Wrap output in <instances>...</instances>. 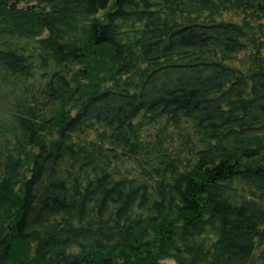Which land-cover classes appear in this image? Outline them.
Here are the masks:
<instances>
[{
  "label": "trees",
  "instance_id": "1",
  "mask_svg": "<svg viewBox=\"0 0 264 264\" xmlns=\"http://www.w3.org/2000/svg\"><path fill=\"white\" fill-rule=\"evenodd\" d=\"M0 112V264H264V0H0Z\"/></svg>",
  "mask_w": 264,
  "mask_h": 264
},
{
  "label": "rangeland",
  "instance_id": "2",
  "mask_svg": "<svg viewBox=\"0 0 264 264\" xmlns=\"http://www.w3.org/2000/svg\"><path fill=\"white\" fill-rule=\"evenodd\" d=\"M28 4H32V3H26V2H19L18 4H17V6L18 7H25L26 5H28ZM80 67V66H79ZM0 115H2V113L0 112ZM51 132V131H50ZM53 132V131H52ZM43 137L45 138V140L46 141H49V139H53L54 138V135L52 134V135H50L49 134V132H47V133H45L44 135H43ZM36 150V148H34V151ZM159 262H158V264H173L174 262H173V260L171 259V258H162V259H160V260H158Z\"/></svg>",
  "mask_w": 264,
  "mask_h": 264
}]
</instances>
